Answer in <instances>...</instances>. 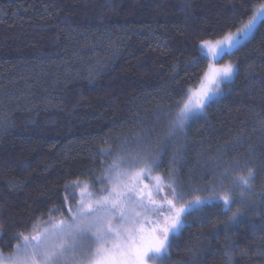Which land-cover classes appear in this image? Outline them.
Masks as SVG:
<instances>
[{"label":"trees","instance_id":"16d2710c","mask_svg":"<svg viewBox=\"0 0 264 264\" xmlns=\"http://www.w3.org/2000/svg\"><path fill=\"white\" fill-rule=\"evenodd\" d=\"M258 2L0 0V251L12 253L14 233L64 211L66 185H105L95 178L122 147L126 157L141 143L164 148L147 181L162 176L171 193L176 180L191 190L187 200L206 194L195 189L218 175L213 164L228 145L226 160L253 161L256 178L250 190L234 188L232 205L242 207L243 197L250 210L232 232L218 234L213 226L230 213L213 204L194 211L170 249V264H193L197 249L199 264H224L226 237L235 245L232 264H264V26L223 56L221 62L239 65L234 82L183 133L165 140L168 120L159 111L199 85L208 57L185 70L198 42L235 31L229 26L246 20L240 14ZM109 148L110 155L99 154ZM53 206L60 211L50 213Z\"/></svg>","mask_w":264,"mask_h":264},{"label":"snow or ice","instance_id":"6c2138e0","mask_svg":"<svg viewBox=\"0 0 264 264\" xmlns=\"http://www.w3.org/2000/svg\"><path fill=\"white\" fill-rule=\"evenodd\" d=\"M240 15H247V19L229 26L235 27V31H229L219 39H201L198 42L197 52L187 61L186 71L188 67L199 66L200 61L207 57L216 60L223 54L239 50L240 46L249 41L258 26H264V0L253 3L251 8ZM201 50L206 56L200 55ZM238 67V63L231 60L223 64L210 63L200 77L199 87L187 100L181 97L175 105L169 106L167 113L160 109L168 120L170 130L165 140L183 133L195 114L204 113L212 97L225 95L223 86L234 82L233 76ZM175 75L178 73L174 71L173 78ZM173 108L178 111H173ZM261 127L264 128V121L261 122ZM228 147L225 145L214 161L213 171L218 172V175L210 184L195 189L206 193L205 195H196L193 199L186 200L185 197L191 190L186 193L182 184L171 180L168 187L172 198L165 197L160 201L153 199L151 187L142 185L141 178L159 166L165 149H154L150 144L141 143L135 156L126 157L122 147L113 163L104 170V175L95 178L97 183L107 181L110 185L100 190L102 195L93 199L94 193H89L75 209L68 204L66 211L70 219H60L52 223L51 228H44L36 235L14 233L12 238L18 241L13 245L15 250L8 255L0 251V264H170V249L182 230L190 226L189 216L194 211L213 204L218 205L223 213H230L226 220L213 226V233L218 234L220 230L232 232L250 210L244 207L249 201L243 197L239 201L242 207L233 211L232 205L237 203L234 188L250 190L251 182L256 178V170L248 167L253 161L242 158L226 160L224 156ZM111 153L110 148L99 152L105 157ZM138 165H142L138 171H131ZM238 170L246 174L234 175ZM152 179L156 191H163L161 185L164 178L155 176ZM77 183L78 181H74L65 187H74ZM68 199L64 198L66 203ZM175 201L184 202L177 207ZM55 211L60 209L55 206L49 209L50 213ZM146 224L151 226L146 227ZM4 235L3 226H0V237ZM234 247V243H228L226 237L224 264H232ZM198 252L199 249L191 253L193 264H199Z\"/></svg>","mask_w":264,"mask_h":264},{"label":"rangeland","instance_id":"374dc122","mask_svg":"<svg viewBox=\"0 0 264 264\" xmlns=\"http://www.w3.org/2000/svg\"><path fill=\"white\" fill-rule=\"evenodd\" d=\"M201 52L204 55H206V53L203 50H201ZM227 54H229V53H227ZM225 55L226 54H223L222 57H217L216 60H212L211 57H208V59H209L208 65L210 63L223 64V63L227 62V61H225V62H221L220 61L223 58V56H225ZM198 87H199V85L192 92L196 91V89ZM192 92H190V94L188 96H190ZM213 98L214 97H212L211 99H213ZM147 180H148L147 176L146 177H142L141 178V183H142V185H149L151 187V190H152V193H153V199H156L157 201H160V200H163L165 197H167L168 199L172 198L171 197V193H170V191L167 188H165V187H163L161 185V187L163 188V191L157 192L156 189H155L154 181H152V183H149ZM89 185H91V186H89ZM94 186H95V184H90V183H77L74 187H71L69 189L68 195L66 196V197L69 198L67 203L64 201V211L57 212V214L50 215V216L46 217L45 219L39 220L35 224V226L32 228V230L30 232L24 234V235H27V236L36 235L38 232L43 231L44 228H51L52 223H55L56 221H59L60 219H65V220L70 219V217L68 216V213L66 211V208H67L68 204H70L75 209L76 205L80 202V200L82 198H87V195L89 193H94L93 199H95V198H98L100 195L103 194L100 191L101 189L110 187L108 182L105 185H103V186H98L97 189H95ZM145 200H147V197H145ZM176 206L179 207L177 205V203H176ZM149 218L150 219H155V217H149ZM50 221H51V223H50ZM145 226L146 227H150L151 225L150 224H146ZM5 255H8V254H5Z\"/></svg>","mask_w":264,"mask_h":264}]
</instances>
